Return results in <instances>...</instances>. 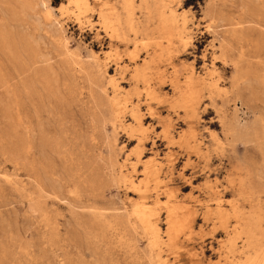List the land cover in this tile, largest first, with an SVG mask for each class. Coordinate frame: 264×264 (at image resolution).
I'll use <instances>...</instances> for the list:
<instances>
[{"label": "rangeland", "instance_id": "rangeland-1", "mask_svg": "<svg viewBox=\"0 0 264 264\" xmlns=\"http://www.w3.org/2000/svg\"><path fill=\"white\" fill-rule=\"evenodd\" d=\"M126 1L88 0L90 5V9H88V11L85 7V9H83V7L81 9L77 8L73 3V0H0V264H95L97 262L95 252L93 251L95 249L97 252H99V254L100 252H102L101 254L105 256L104 252L107 250L106 248H110V245L106 247L104 246L105 244L102 243V235H98V239V237L96 236L97 233H90L91 231L86 227L88 223L87 220L89 221L90 219L86 213L88 209L83 208L81 203L76 201L74 202V199L72 200L73 196L70 194V191L72 192L79 190L81 194L80 198L82 199V201H85V204H89L90 202L88 201L92 199L88 194L89 185H91V183L94 181L103 182L104 180L103 183L106 191L104 189V199L100 198L102 199L100 200V202L106 203V207H108V204H110L111 202V205H114V203L116 202L118 204L117 205L115 203L117 207L124 204L120 206V208L127 207L130 209L131 204L133 202H137L140 195L138 191L132 188L131 182L133 181L135 183H139V181L144 178V169H142L144 168L143 165H141L142 167L139 166L136 172L130 165L131 162H136L138 153H143V162L149 161V159L150 161L155 160L160 162L162 166L159 181L160 184L157 188L158 190L152 189L148 195L149 197H147L148 199L146 200L151 208L155 211V213H158L157 216L159 220L158 222L160 225V236L162 238V241L168 242L166 231L168 230V224L167 219L165 218L167 216V211L166 207H164L166 204L162 203L168 202L169 199H171V201H176L174 202L175 205L177 204V206H181L180 208L178 207L179 211L177 210V212L179 213V217L181 215H185V217H181V220L188 218V220H185V222H189L190 226L189 227L188 224L185 223V226H183L182 230L179 232L181 234L179 235L178 233L180 244L177 245L176 248L173 247L172 249H170L167 246H163L162 264H194V261H196L195 264H226L227 260L225 258V254L227 250L226 246H229L228 240L230 238H235L234 235H232L233 232L231 230V226L236 222V220H234V216L232 215L235 202L237 206H239L241 210H243V213L246 214L252 212V210L256 211V209L258 208L257 211H259L258 213L261 215L262 220H264V189H256L255 192L250 194L251 197H241L237 192V187H239L240 180L249 172L252 174L253 170L258 172H254L252 174V177L255 176L253 177V179L255 180L253 181L254 187H256V183H258L257 185H259L260 180H263L264 182V171H262L264 170V88L260 86L259 88L254 87L253 89H250L251 86L249 82H247L248 78L245 77L244 73L241 77L242 73H240V70L237 69L236 63H238L239 61H244V63H247L248 61L256 63L259 60L264 62V59H261L264 58V52L260 53V59H254V57L250 55H248L249 57L247 55L245 57L244 54L243 59L245 60L241 59L243 55H241L239 51L244 48V46L242 45L244 43H240V45L238 41L240 40V42H242L241 38H235L236 35L234 36L235 31H241V27L237 25V21L235 20L236 8L234 6V1L224 0L223 2V0H217L215 2L214 0H130L133 4L129 0ZM127 7L129 10L127 9ZM145 7L148 11L145 10ZM105 10L106 13L104 14ZM171 12L177 14L178 19L176 21L172 20V18L170 17ZM99 15L101 18L99 17ZM230 15H232V17ZM109 16H111L110 19H108ZM162 19L166 20V22ZM232 19L234 20L232 21ZM132 20L134 21L131 22ZM163 21L165 22V24L163 23ZM128 22H130V25ZM161 23H163V25H161ZM169 24L171 25V28ZM113 25L115 28H117L115 29ZM158 25H161L160 28ZM164 25H166L167 28L166 26L164 27ZM105 28L107 32L105 31ZM232 28L235 29L233 30ZM165 30L166 32H164ZM111 31H115L116 33H112ZM133 32L137 34H134ZM120 34L121 36H118ZM222 37L224 39H221ZM157 39H160V41ZM225 40H228V42ZM156 42H158L159 44H156ZM23 43L24 46L22 47ZM225 44L228 46H231L233 44L232 47H234L237 52H227L226 49L224 50ZM64 45L67 47H65ZM237 48L240 50H238ZM36 50L37 52L39 50V52H35ZM109 50L111 51V54H109L108 56ZM222 50L225 51V53H222ZM131 51L134 52V55L133 52L130 53ZM25 52L28 53V55H26ZM234 52L238 57L239 55L241 56V58H239V61ZM15 53L17 56L14 55V57L13 54ZM221 53L224 55L222 56ZM37 54L41 57H38ZM73 54L76 56L74 57ZM22 56L24 58L26 57L25 60L27 59V61H30H25ZM113 56L115 57L113 58ZM134 56L136 58H134ZM37 57L38 60H36ZM247 57L249 58V60L246 59ZM133 58L134 61H131L133 60ZM224 59L227 61H225ZM253 59L255 61H253ZM40 61H44V63H38ZM34 62H37V64H39H36V68H32L35 65ZM29 63L31 64V67ZM233 63L235 65H233ZM27 65L29 66L28 69L30 71H28V69L26 68ZM244 65L245 64H243V66ZM45 66H47L48 68L46 69ZM44 68L45 71H43ZM35 69L38 73L35 71ZM236 69L239 72H237ZM175 71H177L178 73ZM29 72H32V74H30ZM39 72H41V74H39ZM36 73L38 74L39 78ZM58 73H62L60 75L66 74L65 78H63V76H60ZM68 73L70 74L68 75ZM49 74H51V77L47 76ZM157 74L163 79V82ZM162 74L164 77L162 76ZM216 74L218 75V77ZM67 75L68 78H66ZM58 76L60 77L58 78ZM116 76L118 78H116ZM136 76H138V78ZM177 76L179 77L177 78ZM45 77L47 79L44 80L43 78ZM48 77L50 78V80ZM73 77L75 78V81L73 80ZM156 77H158V79H156ZM80 78L82 80V83L80 81ZM39 79L40 83L37 81ZM87 79L90 81H88ZM239 79L243 80H241L242 83ZM34 80L37 81L35 83L36 87L34 86V84H32L35 82ZM41 80L44 82V84L43 82H41ZM188 80H191L192 83L189 84L190 81ZM231 80H233L234 82ZM49 81L51 82V84ZM52 82L56 83L52 84ZM29 83L32 86H30ZM60 83H63L62 87ZM68 83L70 84V86L68 85ZM65 84L67 85V87H65ZM98 84H103L104 86ZM26 85L28 87H25ZM43 85H45L46 88L43 87ZM79 85L81 86V88L79 87ZM148 85L152 88H148ZM211 85H215L216 89L213 88L214 86L211 87ZM180 86L182 88H180ZM236 86L240 87V91H238L239 88H237ZM76 87H79V89H77ZM47 88L52 91H50L49 89L47 91ZM144 89H146V93ZM187 89L190 91H188ZM191 89L194 91V94L192 93L193 91ZM99 90L100 93L98 92ZM214 90H216V92ZM45 91L47 92V94ZM95 91H97L100 95L98 93L96 94ZM31 92L35 93L37 97ZM93 92L96 95L95 97ZM189 92L193 95L191 96ZM37 93L40 95H38ZM211 93L213 94L212 96ZM41 94L44 95L42 96ZM73 94L76 98L73 96ZM186 94H189L192 99H190L191 97L189 95L188 98ZM141 95L144 96V99ZM13 96L16 97V100L15 98H13ZM17 96H19L20 98ZM40 96L42 97L40 98ZM52 96L56 98L54 99L52 98ZM60 96L63 99H61ZM97 96L98 99H96ZM111 96H113L114 98ZM210 97L211 99H213L211 100ZM50 98H52L53 100L51 101ZM59 98L61 99V101ZM19 99L23 101L20 102ZM24 99H27L26 103L24 102ZM67 99L69 102L67 101ZM80 99L83 100L81 101ZM54 100L58 102L56 103ZM191 100L194 101L190 102ZM71 101H74L76 103L74 104ZM51 102L54 104H51ZM91 102L93 105L91 104ZM17 103L20 104V106ZM58 104L61 111H57L59 109L57 108L59 107ZM65 105L69 109H67ZM84 105L86 108L84 107ZM104 105L109 108H104ZM10 106H13V108H10ZM118 106L122 108H119ZM148 106L150 107L149 109L152 108L150 111L147 108ZM196 106L198 111L196 109ZM24 107L27 109H24ZM30 107L32 110L30 109ZM40 108L44 111L45 114L43 113V111H41ZM16 109L18 112L15 111ZM100 109L101 112H99ZM70 110L71 112H73V116L72 113L69 112ZM61 112H63L64 114H62ZM53 113L57 115L55 116ZM69 113L71 116H68ZM115 113H117L118 115ZM43 116H45L46 118ZM59 116L62 117L60 118ZM34 118L38 123H32L35 121ZM43 118L46 120H44ZM54 118L55 120H58L55 121ZM50 119H52V121ZM223 119H226L228 122L226 120L223 121ZM63 120H65L66 122H63ZM224 122H227L228 124ZM57 123L63 124H60V126L59 124L57 125ZM163 123H165L166 126ZM24 124H29L28 126H26L28 130L25 128ZM102 126L103 128H101ZM84 128L86 130H84ZM115 128L118 131H116ZM31 129L34 132H31ZM55 129L56 131H54ZM64 129L67 130L66 133ZM164 129L167 130L164 131ZM227 130H229L230 132ZM59 131L61 133H59ZM147 131L149 132V135ZM57 132L60 134L59 137H62L63 141H66L63 143L64 147L66 146L65 148L63 147L64 152H62L60 155V157L62 158V162L66 160V166H64V163L58 164L60 162L55 158V151L54 153L52 152L54 149L52 148V144L50 143H52V141H56L59 138V134ZM44 133L47 134L46 138ZM178 133L181 136L178 135ZM61 134L63 136H61ZM183 134V138H186V140H188L187 135L190 136V142L186 140L184 141V139L182 138ZM257 134L258 136H256ZM67 135L69 141L67 139ZM25 136H28L26 138L27 141L23 139L25 138ZM31 136L33 138H31ZM52 136L55 137L53 138ZM193 137L195 138V140H192L194 139ZM211 137L214 138L212 139ZM49 139H51V141ZM177 139L178 143L181 146L176 142ZM33 141L34 143H32ZM29 143L32 144L29 146H25V144L28 145ZM69 145L70 147L68 148L67 146ZM93 146L96 150H93ZM189 146L191 147L190 150L187 149ZM27 147L29 149H27ZM47 149H49V151ZM111 151L112 154L110 153ZM30 152L31 154H29ZM49 152L54 155L52 156ZM46 161H48V163ZM113 161L115 164L113 163ZM56 163L57 167L55 166ZM252 163L255 165L253 166L254 168L252 167ZM112 164L115 166L113 167ZM68 167H70L71 169H69ZM109 167L111 168V170ZM249 168L252 172L248 170ZM169 169H173V171L170 172ZM66 170L67 172H65ZM48 171H50L51 173ZM68 171L73 178L69 175ZM59 172H61L62 174H60ZM52 173L54 174L52 175ZM109 173H111L112 175ZM256 175L258 176L256 177ZM41 176L43 177L41 178ZM100 176L103 177V180ZM108 177L111 180L110 182ZM60 178H62V180ZM58 180H60L64 185L69 182L67 186L65 185L67 187L65 191L63 190L62 192H60L57 189H54L52 182ZM41 182L42 184H44L45 182V184L42 186L40 184ZM49 183H51V187L49 186ZM106 183L109 187L106 186ZM75 186H77V188ZM42 187L44 188L45 192L42 191ZM82 189H84L85 191ZM257 192H259V194ZM45 193L47 196L44 195ZM165 194L167 195V197H165ZM129 198H131V200ZM227 200L231 201V203H229V201ZM38 203H40L39 206ZM219 203H222L225 211L230 213L228 215L230 218L228 217L227 220H225V222L227 221L226 223H223L222 221L220 222L221 219L216 212V207ZM43 207L45 209H43ZM208 209L211 211L210 215L206 214ZM214 214L215 217H213ZM187 215L189 217H187ZM81 220H84L86 223ZM205 221L206 223H209L206 224ZM221 224L223 228H221ZM261 227L263 235H261V237H264L263 221ZM78 228L80 230H78ZM76 230L81 232L79 233ZM139 233V236L136 235L140 247L139 249L142 253H144L146 249V254L144 253V258H142L141 264H148V262L149 264H151L149 256H152L153 258H155V260H157L155 257L157 256V250H154L151 247V236L149 234H145L141 230H139ZM228 234L230 235L228 236ZM87 236L89 237L88 239ZM184 236L187 238H185ZM240 238H238L237 243L239 247H242L244 241L246 240V236H242ZM107 240H110V236L107 238ZM79 242L81 243V245ZM113 242V246H115V240H113ZM225 242L227 245H225ZM88 243H90V247L87 246ZM94 244L97 245H95L94 247ZM224 246L225 248H223ZM220 248H223L222 251L220 250ZM228 251L229 250H227V252ZM115 252H117V250ZM92 254L94 255L92 256ZM117 254L118 253H116V255ZM194 254L196 257L194 256ZM116 255L113 256L114 262H117ZM243 257L240 261H238V259L236 264H240V262H243L245 260L243 259ZM166 260L169 263L166 262ZM230 264H235V262Z\"/></svg>", "mask_w": 264, "mask_h": 264}, {"label": "bare ground", "instance_id": "bare-ground-1", "mask_svg": "<svg viewBox=\"0 0 264 264\" xmlns=\"http://www.w3.org/2000/svg\"><path fill=\"white\" fill-rule=\"evenodd\" d=\"M98 1V0H97ZM126 1V0H125ZM130 1V0H129ZM215 2L217 1V0H214ZM234 1V6H235V8H236V13H235V15H236V17H235V20L237 21V25L239 26V27H241L240 29H241V31L239 30V28H238V30L239 31H235V33H234V36L236 35V37L235 38H241V41L242 42H240V40L238 41V39H237V41L239 42V44L240 43H244V44H242L243 46H244V48H242L241 49V51H239L240 53H241V55H245V57H246V55L248 56V55H250V56H253L254 57V59H260L261 57H260V53H262V52H264V0H233ZM232 1V2H233ZM127 2V1H126ZM131 2V1H130ZM168 2V1H167ZM223 2H224V0H223ZM73 3L76 5V7L77 8H79V9H81L82 7H83V9H90L89 7H90V5H89V2H88V0H73ZM103 3V2H102ZM132 3V2H131ZM130 3V4H131ZM148 3V2H147ZM226 3V2H225ZM133 4V3H132ZM141 4V3H140ZM107 5V4H106ZM105 5V6H106ZM124 5V4H123ZM126 5H128V4H126ZM125 5V6H126ZM146 5V4H145ZM165 5H167V4H165ZM225 5V4H224ZM104 6V7H105ZM85 7V8H84ZM94 7V6H93ZM99 7V6H98ZM152 7H153V5H152ZM170 7V6H169ZM101 8V7H100ZM143 8V7H142ZM146 8V7H145ZM171 8V7H170ZM127 9H128V7H127ZM126 9V10H127ZM135 9V8H134ZM152 9V8H151ZM94 10V9H93ZM92 10V11H93ZM129 10V9H128ZM145 10H147V8L145 9ZM162 10V9H161ZM220 10H222V9H220ZM89 11V10H88ZM148 11V10H147ZM147 11H145V12H147ZM170 11V10H169ZM168 11V12H169ZM101 12V11H100ZM102 12H104V11H102ZM112 12H113V10H112ZM161 12H163V11H161ZM161 12H159V13H161ZM226 12V11H225ZM80 13V12H79ZM106 13V10H105V12H104V14ZM128 13V12H127ZM144 14V13H143ZM224 14V13H223ZM229 14V13H228ZM102 15H103V13H102ZM129 15V14H128ZM127 15V16H128ZM145 15V14H144ZM151 15H153V14H151ZM155 15V14H154ZM161 15V14H160ZM212 15V14H211ZM113 16H114V14H113ZM132 16V15H131ZM149 16V15H148ZM185 16V15H184ZM231 17H232V15H230ZM99 17H100V15H99ZM116 17V16H115ZM145 17V16H144ZM162 17V16H161ZM160 17V18H161ZM164 17V16H163ZM170 17L172 18V20H174V21H176L177 19H178V16H177V14L176 13H172L171 12V14H170ZM186 17V16H185ZM218 17V16H217ZM101 18V17H100ZM104 18H106V17H104ZM111 18V16H109V18L108 19H110ZM146 18V17H145ZM155 18V17H154ZM167 18V17H166ZM103 19V18H102ZM101 19V20H102ZM114 19V18H113ZM113 19H112V21H113ZM148 19V18H147ZM186 19V18H185ZM116 20V19H115ZM128 20V19H127ZM136 20V19H135ZM162 20H164V19H162ZM221 20V19H220ZM225 20V19H224ZM234 19H232V21H233ZM105 21V20H104ZM107 21V20H106ZM121 21V20H120ZM129 21V20H128ZM134 20H132L131 22H133ZM153 21V20H152ZM165 22H166V20H164ZM163 21V23L165 24V22ZM236 21H234V22H236ZM142 22V21H141ZM155 22V21H154ZM169 22V21H168ZM171 22V21H170ZM102 23V22H101ZM109 23H110V20H109ZM129 23V25H130V22H128ZM153 23V22H152ZM163 23H161V25H163ZM220 23V22H219ZM222 23V22H221ZM132 24V23H131ZM150 24V23H149ZM103 25H105V24H103ZM107 25H108V22H107ZM160 25V26H161ZM170 25V24H169ZM235 25V24H234ZM137 26V25H136ZM145 26V25H144ZM143 26V27H144ZM154 26H155V23H154ZM159 26V25H158ZM160 26H159V28H160ZM166 25H164V27H165ZM179 26V25H178ZM233 26V25H232ZM113 27H114V25H113ZM153 27V26H152ZM234 27V26H233ZM109 28H111V27H109ZM115 28V27H114ZM117 28V27H116ZM115 28V29H116ZM120 28V27H119ZM129 28V27H128ZM132 28V27H131ZM154 28H156V27H154ZM158 28V27H157ZM163 28V27H162ZM161 28V29H162ZM166 28H167V26H166ZM165 28V29H166ZM170 28H171V25H170ZM222 28V27H221ZM226 28V27H225ZM237 28V27H236ZM140 29H141V27H140ZM227 29H228V26H227ZM230 29H231V27H230ZM229 29V30H230ZM233 29V28H232ZM235 29V28H234ZM233 29V30H234ZM119 30V29H118ZM134 30V29H133ZM152 30V29H151ZM156 30V29H155ZM172 30V29H171ZM175 30V29H174ZM105 31H106V28H105ZM109 31V30H108ZM135 31V30H134ZM139 31V30H138ZM143 31V30H142ZM141 31V32H142ZM161 31H163V30H161ZM160 31V32H161ZM227 31V30H226ZM107 32V31H106ZM112 32V31H111ZM115 32V31H114ZM114 32H112V33H114ZM155 32V31H154ZM164 32H166V30L164 31ZM174 32V31H173ZM111 33V34H112ZM116 33V32H115ZM128 33H129V31H128ZM131 33V32H130ZM134 33V32H133ZM171 33V32H170ZM226 33V32H225ZM119 34V33H118ZM134 34H137V33H134ZM139 34V33H138ZM153 34V33H152ZM162 34H163V32H162ZM165 34V33H164ZM167 34V33H166ZM229 34V33H228ZM231 34V33H230ZM109 35V34H108ZM113 35V34H112ZM168 35V34H167ZM118 36H121V34L120 35H118ZM136 36V35H135ZM142 36V35H141ZM150 36V35H149ZM156 36H157V34H156ZM164 36V35H163ZM175 36V35H174ZM115 37V36H114ZM165 37H166V35H165ZM177 37V36H176ZM225 37H226V35H225ZM228 37V36H227ZM232 37V36H231ZM111 38H112V36H111ZM120 38H122V37H120ZM149 38V37H148ZM152 38V37H151ZM167 38H169V37H167ZM172 38V37H171ZM229 38V37H228ZM233 38V37H232ZM141 39V38H140ZM142 39H143V37H142ZM145 39V38H144ZM154 39V38H153ZM221 39H224L223 37L221 38ZM227 39V38H226ZM32 40V39H31ZM116 40V39H115ZM133 40V39H132ZM157 40H159L160 41V39H157ZM164 40V39H163ZM167 40V39H166ZM230 40H232V39H230ZM137 41V40H136ZM142 41V40H141ZM140 41V42H141ZM147 41V40H146ZM225 41H227L228 42V40H225ZM138 42V41H137ZM148 42V41H147ZM179 42V41H178ZM185 42V41H184ZM232 42V41H231ZM230 42V43H231ZM116 43V42H115ZM123 43V42H122ZM121 43V44H122ZM223 43H225V42H223ZM223 43H220V44H223ZM30 44V43H29ZM28 44V45H29ZM33 44V43H32ZM113 44V43H112ZM156 44H159L158 42H156ZM163 44V43H162ZM167 44V43H166ZM179 44V43H178ZM185 44V43H184ZM191 44V43H190ZM238 44V43H237ZM236 44V45H237ZM12 45V44H11ZM143 45H145V44H143ZM143 45H142V47H143ZM149 45V44H148ZM161 45V44H160ZM235 45V44H234ZM241 45V44H240ZM24 46V43H23V45H22V47ZM30 46V45H29ZM65 46V45H64ZM158 46V45H157ZM156 46V47H157ZM169 46V45H168ZM171 46V45H170ZM177 46V45H176ZM187 46V45H186ZM221 46V45H220ZM224 46V45H223ZM233 46V44L231 45V46H228V45H226L225 44V46H224V50L226 49V51L227 52H229V51H235V52H237V50L236 49H234V47H232ZM14 47V46H13ZM35 47V46H34ZM65 47H67V46H65ZM118 47V46H117ZM132 47V46H131ZM134 47V46H133ZM139 47V46H138ZM146 47H147V45H146ZM146 47H145V49H146ZM161 47V46H160ZM159 47V48H160ZM181 47V46H180ZM188 47V46H187ZM25 48V47H24ZM23 48V49H24ZM137 48V47H136ZM135 48V49H136ZM158 48V47H157ZM190 48V47H189ZM188 48V49H189ZM239 48H241V47H239ZM34 49V48H33ZM37 49V48H36ZM143 49V48H142ZM238 49V48H237ZM18 50V49H17ZM25 50V49H24ZM64 50V49H63ZM157 50V49H156ZM187 50V49H186ZM220 50H221V48H220ZM238 50H240V49H238ZM244 50V51H243ZM20 51V50H19ZM117 51V50H116ZM137 51V50H136ZM150 51V50H149ZM23 52V51H22ZM29 52V51H28ZM35 52H37V50L35 51ZM38 52H39V50H38ZM37 52V53H38ZM64 52V51H63ZM133 51H131L130 53H132ZM138 52V51H137ZM140 52V51H139ZM146 52V51H145ZM221 52V51H220ZM225 53V51H223L222 50V53ZM234 52V54H236ZM26 53V52H25ZM24 53V54H25ZM68 53V52H67ZM136 53V52H135ZM149 53V52H148ZM147 53V54H148ZM221 53V54H222ZM239 53V54H240ZM35 54V53H34ZM39 54H41V53H39ZM109 54H111V51L109 50V52H108V56H109ZM137 54V53H136ZM140 54H142V53H140ZM161 54V53H160ZM231 54V53H230ZM253 54V55H252ZM14 55H16V53L15 54H13V56ZM26 55H28V53H26ZM32 55H33V52H32ZM64 55V54H63ZM130 55V54H129ZM132 55V54H131ZM133 55H134V52H133ZM132 55V56H133ZM224 54H222V56H223ZM233 55V54H232ZM244 55H243V57L241 58V56L239 55V57L237 56V54H236V56H237V58H238V61H239V58H241V59H243L244 58ZM17 56V55H16ZM37 56H38V54H37ZM67 56V55H66ZM73 56L75 57L76 55H74L73 54ZM107 56V57H108ZM112 56V55H111ZM116 56V55H115ZM115 56H113V58L115 57ZM136 56V55H135ZM134 56V58H136ZM142 56V55H141ZM140 56V57H141ZM161 56V55H160ZM235 56V57H236ZM15 57V56H14ZM36 57V56H35ZM38 57H41V56H38ZM38 57L36 58V60H38ZM70 57V56H69ZM68 57V58H69ZM78 57V56H77ZM120 57V56H119ZM137 57H138V55H137ZM147 57H149V56H147ZM225 57V56H224ZM228 57V56H227ZM231 57H233V56H231ZM249 57V56H248ZM246 58V59H248L249 60V58ZM22 58L25 60V58L22 56ZM28 58H30V57H28ZM79 58V57H78ZM110 58V57H109ZM131 58V57H130ZM134 58H133V60H131V61H134ZM144 58H146V57H144ZM236 58V59H237ZM51 59V58H50ZM66 59H67V57H66ZM70 59V58H69ZM68 59V60H69ZM140 59V58H139ZM222 59V58H221ZM220 59V60H221ZM227 59V58H226ZM232 59V58H231ZM250 59H251V57H250ZM253 59V61H255ZM261 59H264V58H261ZM24 60H23V62H24ZM34 60V59H33ZM74 60H75V58H74ZM80 60V59H79ZM111 60H113V59H111ZM225 60V59H224ZM243 60H245V59H243ZM25 61H27V59L25 60ZM28 61H30V60H28ZM27 61V62H28ZM32 61V60H31ZM35 61V60H34ZM41 61H42V58H41ZM38 62V63H44V61L43 62ZM53 61V60H52ZM51 61V62H52ZM67 61V60H66ZM120 61V60H119ZM123 61V60H122ZM130 61V62H131ZM142 61V60H141ZM225 61H227V60H225ZM251 61H252V59H251ZM47 62V61H46ZM72 62H74V61H72ZM80 62V61H79ZM107 62V61H106ZM147 62V61H146ZM242 62H243V64H245L244 66H243V64H242ZM242 62H238V63H236V66H237V69H239L240 70V73H242L241 74V77L243 76V73H244V75H245V77L246 78H248L247 80V82H249V84H250V89L252 88H254V87H257V88H259L260 86H262L263 88H264V62H262V61H258V62H256V63H254V62H250V61H248L247 63L245 62L244 63V61H242ZM21 63H22V60H21ZM32 63V62H31ZM35 63V65L37 64V62H34ZM71 63V62H70ZM213 63V62H212ZM229 63V62H228ZM25 64V63H24ZM28 64V63H27ZM80 64V63H79ZM118 64V63H117ZM134 64V63H133ZM29 65H30V67H31V64L29 63ZM33 65V64H32ZM34 65V66H35ZM37 65H39V64H37ZM37 65L34 67H32V68H36L37 67ZM77 65V64H76ZM128 65V64H127ZM139 65V64H138ZM233 65H235L234 63H233ZM41 66V65H40ZM39 66V67H40ZM116 66V65H115ZM137 66V65H136ZM152 66V65H151ZM235 66V67H236ZM26 67V66H25ZM52 67H53V65H52ZM64 67V66H63ZM71 67H72V65H71ZM76 67V66H75ZM106 67V66H105ZM128 67V66H127ZM162 67V66H161ZM235 67H233V68H235ZM27 69L29 68V66L27 65V67H26ZM43 68V67H42ZM41 68V69H42ZM45 68L47 69L48 67L47 66H45ZM45 68H44V70L43 71H45ZM91 68V67H90ZM107 68V67H106ZM138 68V67H137ZM25 69V68H24ZM39 69V68H38ZM37 69V70H38ZM50 69V68H49ZM55 69V68H54ZM153 69V68H152ZM237 69H236V71H237ZM23 70V69H22ZM33 70V69H32ZM64 70V69H63ZM69 70H70V67H69ZM124 70V69H123ZM155 70V69H154ZM174 70V69H173ZM176 70V69H175ZM192 70V69H191ZM28 71H30L29 69H28ZM35 71H36V69H35ZM39 71V70H38ZM43 71H42V73H43ZM49 71V70H48ZM51 71V70H50ZM55 71H56V69H55ZM92 71V70H91ZM93 71H94V69H93ZM98 71V70H97ZM109 71V70H108ZM24 72V71H23ZM26 72V71H25ZM37 72V71H36ZM57 72V71H56ZM69 72V71H68ZM71 72H73V71H71ZM87 72V71H86ZM100 72V71H99ZM99 72H98V74H99ZM118 72V71H117ZM123 72V71H122ZM125 72V71H124ZM129 72H131V71H129ZM163 72V71H162ZM168 72V71H167ZM166 72V73H167ZM175 72H177V71H175ZM189 72V71H188ZM210 72V71H209ZM215 72V71H214ZM237 72H239V71H237ZM237 72H236V74H237ZM30 73V72H29ZM33 73H34V71H33ZM38 73V72H37ZM36 73V74H37ZM47 73V72H46ZM116 73V72H115ZM152 73V72H151ZM178 73V72H177ZM235 73V72H234ZM239 73V74H240ZM30 74H32V72L30 73ZM29 74V75H30ZM39 74H41V72H39ZM51 74H54V73H51ZM51 74H49V75H47V76H50ZM59 75L60 74H62V73H58ZM70 73H68V75H69ZM117 74V73H116ZM132 74V73H131ZM147 74V73H146ZM149 74V73H148ZM164 74V73H163ZM163 74H162V76H163ZM28 75V76H29ZM57 75V74H56ZM66 75V74H65ZM65 75H60V76H63V78H65ZM68 75L66 76V78H68ZM72 75V74H71ZM70 75V76H71ZM73 75H74V73H73ZM72 75V76H73ZM158 75V74H157ZM161 75V74H160ZM217 75V74H216ZM31 76V75H30ZM33 76V75H32ZM37 76H38V74H37ZM60 76H58V78L60 77ZM90 76H92V75H90ZM104 76V75H103ZM106 76V75H105ZM121 76V75H120ZM119 76V77H120ZM126 76V75H125ZM129 76V75H128ZM143 76H144V74H143ZM142 76V77H143ZM150 76V75H149ZM169 76V75H168ZM44 77V76H43ZM51 77V76H50ZM76 77H78V76H76ZM80 77H82V76H80ZM95 77V76H94ZM102 77V76H101ZM137 78H138V76H136ZM158 77H159V75H158ZM158 77H156V79H158ZM164 77V76H163ZM179 76H177V78H178ZM190 77V76H189ZM217 77H218V75H217ZM216 77V78H217ZM219 77H221V76H219ZM29 78V77H28ZM32 78V77H31ZM38 78H39V76H38ZM41 78H42V75H41ZM40 78V79H41ZM49 78V77H48ZM52 78H55V77H52ZM74 78V77H73ZM90 78V77H89ZM109 78V77H108ZM116 78H118L117 76H116ZM136 78V79H137ZM147 78V77H146ZM159 78H161V77H159ZM184 78V77H183ZM237 78V77H236ZM240 78V77H239ZM245 78V79H246ZM34 79V78H33ZM40 79L39 80H37L38 82L40 81ZM44 80L45 79H47L46 77L45 78H43ZM71 79H72V77H71ZM78 79V78H77ZM91 79V78H90ZM92 79H93V77H92ZM97 79V78H96ZM104 79V78H103ZM102 79V80H103ZM107 79V78H106ZM124 79V78H123ZM133 79V78H132ZM144 79V78H143ZM166 79V78H165ZM220 79V78H219ZM49 80H50V78H49ZM58 80V79H57ZM61 80H63V79H61ZM60 80V81H61ZM74 81H75V78L73 79ZM88 80V79H87ZM95 80V79H94ZM163 79L161 78V81H162ZM175 80V79H174ZM179 80V79H178ZM184 80V79H183ZM222 80V79H221ZM236 80V79H235ZM240 80V79H239ZM242 80V79H241ZM240 80V81H241ZM35 82L34 83H32V84H34V86L36 87V80H34ZM48 81V80H47ZM52 81V80H51ZM59 81V82H60ZM80 81H81V83H82V80H81V78H80ZM88 81H90V80H88ZM93 81V80H92ZM105 81V80H104ZM107 81H110V80H107ZM106 81V82H107ZM135 81H137V80H135ZM142 81V80H141ZM177 81V80H176ZM188 81H190L189 82V84L190 83H192V81L191 80H188ZM231 81H233V80H231ZM238 81V80H237ZM243 81V80H242ZM242 81H241V83H242ZM29 82H31V81H29ZM41 82H43L42 80H41ZM50 82V81H49ZM67 82H68V80H67ZM73 82V81H72ZM96 82H97V80H96ZM99 82V81H98ZM102 82V81H101ZM139 82V81H138ZM144 82V81H143ZM163 82V81H162ZM182 82H185V81H182ZM222 82V81H221ZM234 82V81H233ZM246 82V81H245ZM40 83V82H39ZM54 83H56V82H54ZM53 82H52V84H54ZM64 83V82H63ZM62 83V84H63ZM69 83H71V82H69ZM68 83V85L70 86V84ZM80 83V82H79ZM94 83V82H93ZM140 83H142V82H140ZM160 83V82H159ZM159 83H157V84H159ZM218 83V82H217ZM236 83V82H235ZM244 83V82H243ZM26 84V83H25ZM24 84V85H25ZM30 84V83H29ZM43 84H44V82H43ZM45 84H47V83H45ZM49 84V83H48ZM50 84H51V82H50ZM61 84V83H60ZM62 84H61V87H62ZM67 84V83H66ZM65 84V85H66ZM73 84V83H72ZM77 84V83H76ZM86 84V83H85ZM97 84V83H96ZM104 84V83H103ZM103 84H98V85H103ZM121 84V83H120ZM163 84V83H162ZM177 84H178V82H177ZM185 84V83H184ZM246 84V83H245ZM27 85H28V83H27ZM25 86V87H28V86ZM38 85V84H37ZM56 85V84H55ZM82 85V84H81ZM147 85V84H146ZM153 85V84H152ZM165 85V84H164ZM192 85V84H191ZM236 85H237V83H236ZM30 86H32L31 84H30ZM48 86H50V85H48ZM76 86V85H75ZM84 86V85H83ZM82 86V87H83ZM104 86V85H103ZM107 86H109V85H107ZM137 86V85H136ZM149 86V85H148ZM167 86V85H166ZM170 86V85H169ZM186 86V85H185ZM189 86V85H188ZM212 86H214L213 88H215V85H211V87ZM217 86V85H216ZM233 86H234V84H233ZM238 86V85H237ZM236 86V87H237ZM40 87V86H39ZM38 87V88H39ZM43 87H45V85H43ZM42 87V88H43ZM55 87H58V86H55ZM60 87V86H59ZM60 87V88H61ZM64 87V86H63ZM65 87H67V85L65 86ZM79 87L81 88V86L79 85ZM79 87H76L77 89H79ZM123 87H125V86H123ZM138 87V86H137ZM187 87V86H186ZM210 87V88H211ZM41 88V87H40ZM46 88V87H45ZM44 88V89H45ZM50 88V87H49ZM49 88H47V91H48V89ZM74 88V87H73ZM85 88V87H84ZM89 88H90V86H89ZM104 88V87H103ZM139 88H140V86H139ZM146 88V87H145ZM148 88H152V87H148ZM172 88V87H171ZM177 88V87H176ZM180 88H182L181 86H180ZM218 88V87H217ZM234 88V87H233ZM237 88H239V90L238 91H240V87H237ZM51 89V88H50ZM49 89V90H50ZM70 89V88H69ZM68 89V90H69ZM83 89V88H82ZM97 89V88H96ZM102 89V88H101ZM135 89V88H134ZM188 89H189V87H188ZM187 89V90H188ZM216 89V88H215ZM225 89V88H224ZM261 89V88H260ZM38 90V89H37ZM42 90V89H41ZM46 90V89H45ZM54 90V89H53ZM73 90V89H72ZM71 90V91H72ZM85 90V89H84ZM105 90V89H104ZM116 90V89H115ZM118 90V89H117ZM143 90V89H142ZM145 90V93H146V89H144ZM148 90V89H147ZM157 90V89H156ZM160 90V89H159ZM164 90V89H163ZM192 90V89H191ZM210 90V89H209ZM226 90V89H225ZM235 90V89H234ZM25 91V90H24ZM31 91H33V90H31ZM35 91H36V89H35ZM35 91H33V92H35ZM39 91V90H38ZM50 91H52V90H50ZM55 91H56V89H55ZM58 91V90H57ZM80 91V90H79ZM93 91V90H92ZM174 91V90H173ZM185 91H186V89H185ZM188 91H190V90H188ZM193 91V90H192ZM215 92H216V90H214ZM213 91V92H214ZM218 91V90H217ZM227 91V90H226ZM225 91V92H226ZM232 91V90H231ZM12 92V91H11ZM26 92V91H25ZM30 92V91H29ZM33 92H31V93H33ZM40 92V91H39ZM46 92V91H45ZM75 92V91H74ZM81 92V91H80ZM79 92V93H80ZM99 93H100V90L98 91ZM97 91H95V93L97 94L98 93ZM119 92H121V91H119ZM118 92V93H119ZM128 92V91H127ZM143 92V91H142ZM154 92V91H153ZM210 92V91H209ZM219 92V91H218ZM235 92V91H234ZM247 92V91H246ZM262 92V91H261ZM14 93V92H13ZM49 93V92H48ZM66 93V92H65ZM68 93V92H67ZM70 93V92H69ZM98 93V94H99ZM109 93V92H108ZM107 93V94H108ZM113 93V92H112ZM114 93H115V91H114ZM121 93H123V92H121ZM144 93V92H143ZM179 93V92H178ZM193 94H194V91L192 92ZM197 93H198V90H197ZM237 93V92H236ZM18 94V93H17ZM26 94V93H25ZM33 94H35V93H33ZM38 94V93H37ZM46 94H47V92H46ZM51 94H53V93H51ZM50 94V95H51ZM60 94V93H59ZM58 94V95H59ZM78 94V93H77ZM77 94H76V96H77ZM93 94H94V92H93ZM136 94V93H135ZM189 94L192 96L193 94H191L190 92H189ZM188 94V95H189ZM205 94V93H204ZM218 94V93H217ZM38 95H40V94H38ZM42 95V94H41ZM44 95V94H43ZM42 95V96H43ZM49 95V94H48ZM81 95V94H80ZM100 95V94H99ZM151 95V94H150ZM187 94H186V96L189 98V96H188ZM213 94L211 93V96H212ZM220 95V94H219ZM31 96H33V95H31ZM35 96H36V94H35ZM42 96H40V98L42 97ZM54 96V95H53ZM52 96V98H56V97H53ZM65 96V95H64ZM73 96H74V94H73ZM79 96V95H78ZM96 95L94 94V97H95ZM137 96V95H136ZM142 96V95H141ZM190 96V97H191ZM218 96V95H217ZM221 96H222V94H221ZM228 96V95H227ZM17 97H19V96H17ZM37 97V96H36ZM75 97V96H74ZM84 97V96H83ZM110 97V96H109ZM111 97H113V96H111ZM121 97V96H120ZM144 96H142V98H143ZM145 97H146V95H145ZM13 98H15V100H16V97L15 96H13ZM20 98V97H19ZM23 98H25V97H23ZM33 98V97H32ZM45 98V97H44ZM52 98H50V100L52 101L53 99ZM58 98V97H57ZM60 98H61V96H60ZM59 98V99H60ZM70 98V97H69ZM76 98V97H75ZM80 98V97H79ZM100 98H102V97H100ZM105 98V97H104ZM114 98V97H113ZM119 98V97H118ZM134 98V97H133ZM142 98H141V100H142ZM149 98V97H148ZM219 98H221V97H219ZM226 98V97H225ZM18 99V98H17ZM61 99H63V98H61ZM61 99H60V101H61ZM88 99V98H87ZM96 99H98V96H97V98ZM137 99V98H136ZM144 99V98H143ZM154 99H155V97H154ZM190 99H192V97L190 98ZM210 99H211V97H210ZM213 99V98H212ZM211 99V100H212ZM229 99V98H228ZM20 100V99H19ZM25 100V99H24ZM27 100V99H26ZM26 100L24 101L25 103H26ZM38 100V99H37ZM49 100V101H50ZM56 100H58V99H56ZM56 100H54L55 102H56ZM77 100V99H76ZM81 100V99H80ZM83 100V99H82ZM81 100V101H82ZM85 100H86V98H85ZM89 100V99H88ZM87 100V101H88ZM102 100V99H101ZM100 100V101H101ZM107 100V99H106ZM105 100V101H106ZM109 100V99H108ZM111 100H112V98H111ZM210 100V101H211ZM225 100V99H224ZM254 100H256V99H254ZM21 101H23V100H20V102ZM29 101H31V100H29ZM67 101H68V99H67ZM74 101H75V99H74ZM74 101H71L72 103H76V102H74ZM117 101V100H116ZM138 101V100H137ZM144 101V100H143ZM153 101V100H152ZM181 101V100H180ZM192 101H194V100H191L190 102H192ZM11 102V101H10ZM12 102H13V100H12ZM11 102V103H12ZM45 102V101H44ZM58 102V101H57ZM56 102V103H57ZM69 102V101H68ZM78 102V101H77ZM85 102V101H84ZM108 102V101H107ZM119 102V101H118ZM130 102V101H129ZM204 102V101H203ZM260 102H261V100H260ZM16 103V102H15ZM19 103V102H18ZM17 103V104H18ZM25 103H24V105H25ZM29 103V102H28ZM28 103H27V105H28ZM46 103V102H45ZM61 103V102H60ZM80 103V102H79ZM86 103V102H85ZM84 103V104H85ZM88 103V102H87ZM101 103V102H100ZM103 103V102H102ZM123 103H125V102H123ZM139 103V102H138ZM150 103V102H149ZM212 103V102H211ZM23 104V103H22ZM30 104V103H29ZM38 104V103H37ZM36 104V105H37ZM51 104H54V103H52L51 102ZM91 104H92V102H91ZM113 104V103H112ZM142 104V103H141ZM180 104V103H179ZM188 104V103H187ZM195 104V103H194ZM14 105V104H13ZM19 106H20V104H18ZM18 105H17V107H18ZM47 105V104H46ZM77 105H79V104H77ZM86 105V104H85ZM85 105H84V107H85ZM89 105V104H88ZM93 105V104H92ZM145 105H147V104H145ZM148 105H150V104H148ZM16 106V105H15ZM22 106V105H21ZM31 106V105H30ZM58 106H59V104H58ZM90 106V105H89ZM96 106V105H95ZM129 106V105H128ZM186 106V105H185ZM191 106V105H190ZM193 106H195V105H193ZM41 107V106H40ZM46 107H49V106H46ZM53 107V106H52ZM55 107V106H54ZM65 107H66V105H65ZM83 107V108H84ZM93 107V106H92ZM104 108L106 107V105H104L103 106ZM119 107V106H118ZM141 107V106H140ZM143 107V106H142ZM180 107V106H179ZM201 107V106H200ZM10 108H13V106L11 107L10 106ZM20 108V107H19ZM57 108H59L57 111H59L60 110V106L59 107H57ZM57 108H55V109H57ZM62 108H63V104H62ZM67 108V107H66ZM82 108V109H83ZM86 108V107H85ZM84 108V109H85ZM89 108H91V107H89ZM106 108H109V107H106ZM115 108V107H114ZM119 108H122V107H119ZM148 109L150 108L149 106L147 107ZM189 108V107H188ZM192 108V107H191ZM15 109V108H14ZM24 109H27V108H25L24 107ZM30 109H31V107H30ZM41 109V108H40ZM48 109H50V108H48ZM47 109V110H48ZM65 109V108H64ZM63 109V110H64ZM67 109H69V108H67ZM94 109V108H93ZM103 109V108H102ZM152 109V108H151ZM151 109H149V111L151 110ZM196 109H197V106H196ZM20 110V109H19ZM32 110V109H31ZM62 110V111H63ZM15 111H17V109L15 110ZM28 111V110H27ZM39 111V110H38ZM41 111H43L42 109H41ZM61 111V110H60ZM65 111V110H64ZM187 111V110H186ZM197 111H198V109H197ZM13 112V111H12ZM18 112V111H17ZM69 112H71V110L69 111ZM99 112H101V109H100V111ZM152 112H153V110H152ZM188 112V111H187ZM192 112H193V110H192ZM34 113V112H33ZM43 113H44V111H43ZM47 113V112H46ZM55 113H56V111H55ZM62 114H64L63 112H61ZM66 113V112H65ZM72 113V116H73V112H71ZM81 113V112H80ZM129 113V112H128ZM150 113V112H149ZM189 113V112H188ZM12 114V113H11ZM41 114V113H40ZM40 114H39V116H40ZM45 114V113H44ZM44 114H42V115H44ZM51 114H52V112H51ZM54 114V113H53ZM60 114V113H59ZM110 114H112V113H110ZM115 114H117V113H115ZM126 114V113H125ZM154 114V113H153ZM193 114V113H192ZM29 115V114H28ZM55 115V114H54ZM53 115V116H54ZM57 115V114H56ZM55 115V116H56ZM118 115V114H117ZM134 115V114H133ZM152 115V114H151ZM197 115V114H196ZM67 116V115H66ZM66 116H65V118H66ZM68 116H71L70 115V113H69V115ZM74 116H78V115H74ZM93 116V115H92ZM100 116H101V114H100ZM109 116V115H108ZM113 116V115H112ZM143 116V115H142ZM153 116V115H152ZM14 117H15V115H14ZM21 117V116H20ZM25 117V116H24ZM35 117V116H34ZM43 117H45V116H43ZM49 117V116H48ZM52 117V116H51ZM60 117V116H59ZM62 117V116H61ZM60 117V118H61ZM196 117V116H195ZM194 117V118H195ZM225 117V116H224ZM40 118V117H39ZM46 118V117H45ZM57 118V117H56ZM70 118V117H69ZM135 118V117H134ZM181 118V117H180ZM188 118V117H187ZM191 118V117H190ZM222 118V117H221ZM13 119V118H12ZM14 119H16V118H14ZM19 119V118H18ZM35 119V118H34ZM44 119V118H43ZM43 119H42V122H43ZM72 119V118H71ZM107 119V118H106ZM109 119V118H108ZM115 119V118H114ZM44 120H46V119H44ZM51 121H52V119H50ZM54 120H55V118H54ZM58 119H56L55 121H57ZM77 120V119H76ZM100 120V119H99ZM113 120V119H112ZM190 120V119H189ZM222 120V119H221ZM226 120V119H225ZM224 119H223V121H225ZM12 121V120H11ZM26 121V120H25ZM65 120H63V122H64ZM78 121V120H77ZM96 121H98V120H96ZM102 121V120H101ZM100 121V122H101ZM134 121V120H133ZM142 121H143V119H142ZM193 121V120H192ZM192 121H190V122H192ZM227 121V120H226ZM13 122V121H12ZM15 122H16V120H15ZM21 122V121H20ZM22 122H24V121H22ZM31 122H32V120H31ZM35 122H37L36 121V119H35V121L34 122H32V123H34L35 124ZM40 122H41V120H40ZM39 122V123H40ZM48 122V121H47ZM46 122V123H47ZM50 122V121H49ZM66 122V121H65ZM108 122V121H107ZM115 122V121H114ZM113 122V123H114ZM126 122V121H125ZM171 122V121H170ZM228 122V121H227ZM227 122H224V123H227ZM261 122V121H260ZM27 123V122H26ZM38 123V122H37ZM52 123V122H51ZM73 123H74V121H73ZM104 123V122H103ZM119 123V122H118ZM222 123V122H221ZM262 123V122H261ZM49 124V123H48ZM55 124V123H54ZM62 125L63 123H57V125ZM100 124V123H99ZM110 124V123H109ZM137 124V123H136ZM164 125H165V123H163ZM223 124V123H222ZM228 124V123H227ZM25 125V124H24ZM29 125V124H28ZM28 125H25V128L27 129V127L26 126H28ZM31 125V124H30ZM43 125H44V122H43ZM46 125V124H45ZM60 125V126H61ZM66 125V124H65ZM104 125V124H103ZM114 125V124H113ZM118 125V124H117ZM193 125V124H192ZM38 126V125H37ZM49 126V125H48ZM82 126V125H81ZM139 126V125H138ZM166 126V125H165ZM172 126H173V124H172ZM246 126V125H245ZM33 127V126H32ZM58 127V126H57ZM56 127V128H57ZM67 127V126H66ZM65 127V128H66ZM74 127H76V126H74ZM78 127V126H77ZM121 127V126H120ZM189 127V126H188ZM191 127V126H190ZM226 127V126H225ZM14 128V127H13ZM61 128V127H60ZM63 128V127H62ZM101 128H103V126L101 127ZM114 128V127H113ZM139 128V127H138ZM145 128H147V127H145ZM248 128V127H247ZM42 129V128H41ZM67 129V128H66ZM122 129V128H121ZM191 129V128H190ZM226 129V128H225ZM245 129H246V127H245ZM253 129V128H252ZM15 130V129H14ZM28 130V129H27ZM32 130V129H31ZM36 130H37V127H36ZM36 130H35V133H36ZM62 130V129H61ZM60 130V131H61ZM81 130V129H80ZM84 130H86L85 128H84ZM115 130H116V128H115ZM146 130V129H145ZM167 130V129H166ZM165 129H164V131H166ZM194 130V129H193ZM261 130V129H260ZM54 131H56V129L54 130ZM59 131V133H61ZM64 131H65V133H66V131L67 130H65L64 129ZM116 131H118V130H116ZM195 131V130H194ZM227 131H229V130H227ZM249 131V130H248ZM253 131V130H252ZM31 132H34L33 130L31 131ZM63 132V131H62ZM87 132V131H86ZM183 132H185V131H183ZM230 132V131H229ZM28 133V132H27ZM42 133V132H41ZM58 133V132H57ZM58 133V134H59ZM147 133H148V135H149V132L147 131ZM180 133H182V132H180ZM187 133V132H186ZM185 133V134H186ZM256 133V132H255ZM31 134H33V133H31ZM48 134H49V132H48ZM81 134V133H80ZM189 134V133H188ZM226 134V133H225ZM230 134V133H229ZM234 134V133H233ZM242 134V133H241ZM38 135H39V133H38ZM44 135H45V138H46V135L47 134H45L44 133ZM69 135V134H68ZM68 135H67V139H68ZM82 135V134H81ZM168 135V134H167ZM171 135V134H170ZM173 135V134H172ZM178 135H180L179 133H178ZM193 135V134H192ZM211 135V134H210ZM236 135V134H235ZM240 135V134H239ZM263 135H264V133H263ZM263 135H262V138H263ZM60 136V134L58 135V137ZM61 136H63L62 134H61ZM86 136V135H85ZM169 136V135H168ZM181 136V135H180ZM179 136V137H180ZM183 136H184V134L182 135V138H183ZM186 136V135H185ZM188 136V137H187ZM186 137L188 138V140H186V138H183L184 139V141L186 140V141H188V142H190L189 140V135H187ZM194 136V135H193ZM233 136V135H232ZM256 136H258V134L256 135ZM28 137V136H27ZM26 136H25V138H23V139H25V141H27V138ZM49 137V136H48ZM48 137H47V140H48ZM53 137V136H52ZM55 137V136H54ZM53 137V138H54ZM66 137V136H65ZM142 137V136H141ZM198 137V136H197ZM231 137V136H230ZM255 137V136H254ZM31 138H33L32 136H31ZM38 138V137H37ZM36 138V139H37ZM56 138H57V136H56ZM55 138V139H56ZM70 138V137H69ZM151 138V137H150ZM166 138H167V136H166ZM173 138V137H172ZM178 138V137H177ZM192 138V137H191ZM194 138V137H193ZM212 139L214 138V137H211ZM240 138V137H239ZM66 139V140H67ZM83 139V138H82ZM89 139V138H88ZM33 140V139H32ZM31 140V141H32ZM50 141H51V139H49ZM81 140V139H80ZM85 140V139H84ZM168 140V139H167ZM182 140V139H181ZM180 140V141H181ZM192 140H195V138L194 139H192ZM200 140V139H199ZM214 140H216V139H214ZM229 140V139H228ZM30 141V140H29ZM37 141V140H36ZM68 141H69V139H68ZM78 141V140H77ZM86 141V140H85ZM171 141V140H170ZM258 141V140H257ZM261 141V140H260ZM64 142H66V141H63V138L62 137H59L56 141H52V143H50V144H52L51 146H52V148L54 149H52L53 151V153H54V151H55V154H56V159L60 162V163H58V164H65V162H66V160H64V162H62V158L60 157V155H61V153L62 152H64L63 151V147H64ZM71 142V141H70ZM145 142V141H144ZM177 143H178V139H177V141H176ZM183 142V141H182ZM194 142V141H193ZM256 142V141H255ZM28 143V142H27ZM32 143H34V141L32 142ZM32 143H29L28 145H26L25 144V146H29V145H31ZM47 143V142H46ZM86 143V142H85ZM90 143V142H89ZM181 143V142H180ZM202 143H203V141H202ZM201 143V144H202ZM216 143V142H215ZM244 143V142H243ZM246 143V142H245ZM248 143V142H247ZM39 144V143H38ZM45 144V143H44ZM50 144H49V147H50ZM93 144V143H92ZM99 144V143H98ZM179 144V143H178ZM188 144V143H187ZM192 144V143H191ZM200 144V145H201ZM86 145H87V143H86ZM94 145V144H93ZM180 145V144H179ZM185 145H186V142H185ZM184 145V146H185ZM215 145V144H214ZM218 145V144H217ZM259 145H260V143H259ZM264 145V144H263ZM44 146V145H43ZM88 146V145H87ZM91 146V145H90ZM142 146V145H141ZM181 146V145H180ZM188 146V145H187ZM203 146V145H202ZM34 147V146H33ZM48 147V148H49ZM66 147V146H65ZM64 147V148H65ZM68 148L70 147V145L69 146H67ZM111 147V146H110ZM201 147V146H200ZM264 147V146H263ZM93 148H94V146H93ZM92 148V149H93ZM190 146L187 148V149H189L190 150ZM197 148V147H196ZM217 148V147H216ZM27 149H29L28 147H27ZM33 149V148H32ZM43 149V148H42ZM182 149V148H181ZM186 149V150H187ZM200 149V148H199ZM223 149V148H222ZM24 150H26V149H24ZM48 151H49V149H47ZM72 150H74V149H72ZM93 150H96L95 148L93 149ZM98 150V149H97ZM192 150V149H191ZM33 151V150H32ZM47 151V152H48ZM199 151V150H198ZM202 151V150H201ZM260 151H262V150H260ZM29 152V151H28ZM27 152V153H28ZM45 152V151H44ZM51 152V151H50ZM49 152V153H50ZM67 152H68V150H67ZM98 152V151H97ZM139 152V151H138ZM23 153H24V151H23ZM94 153V152H93ZM111 154H112V151L110 152ZM206 153V152H205ZM29 154H31V152L29 153ZM28 154V155H29ZM52 156L54 155V154H52V153H50ZM79 154V153H78ZM142 154L143 153H138V155H137V159H136V162H131L130 163V165L132 166V168L134 169V171L136 172L137 171V169H138V167L139 166H141V165H143V167L144 168H142V169H144V171H143V175H144V178L142 179V180H140L139 181V183H135V182H131V186H132V188L134 189V190H136V191H138L139 192V200L137 201V202H133L132 204H131V208L129 209V208H127V207H122V208H120V206H122V205H124V204H122V205H120L119 207H117V205H115V203H114V205H111L112 204V202L110 203V204H108V207H106L107 205H106V203H102V202H100V200H102V199H100V198H103V192H104V180H103V177L102 176H100L101 178H102V180H103V182H101V181H94V182H92L91 183V185H89V190H88V194H89V196L92 198L91 200H89L88 202H90L89 204H85L83 201H82V199L80 198L81 196V194H80V192H79V190H76V191H70V194L73 196V198H72V200L74 199V202L76 201V202H79V203H81L82 204V206H83V208H86V209H88V211L86 212L87 213V215H88V217L90 218L89 219V221L87 220V225H86V227L88 228V230H90L91 232V234L92 233H97L96 234V236L98 237V235H102V243L103 244H105L104 246L106 247V246H109L110 245V248H106L107 250L104 252V255L105 256H103L101 253L102 252H100V254H99V252H97L96 251V249L95 250H93L94 252H95V255H96V258H97V262L95 263V264H141L142 263V258H144V253L146 252V249H145V251H144V253H142L141 251H140V247H139V243H138V241H137V238H136V235H140V233H139V230H141V231H143V233H145V234H149L150 236H151V247L154 249V250H157V256H155L156 257V259L157 260H155V258H153L152 256H149V260H150V263L151 264H162V262H163V257H162V253H163V246H167L168 248H170V249H172L173 247H175L176 248V246L177 245H179L180 244V240H179V236H178V233L182 230V228H183V226H185L184 224L185 223H187V222H185V220H188V218L186 219H182L181 220V217L182 216H184L185 217V215H181L180 217H179V213L177 212V210H178V207H179V205L177 206V204L175 205L174 204V202H176V201H171V199H169L168 200V202H166V203H162V204H166L164 207H166V211H167V213H166V219H167V224H168V230H166L167 231V236H168V242H164V241H162V238H161V234H160V225H159V220H158V216H157V214L155 213V211L151 208V206L148 204V202L146 201L148 198L147 197H149L148 195H149V193H150V191L152 190V189H157L158 187H159V181H160V174H161V171H162V166H161V163L160 162H158V161H150V159H149V161H146V162H143V160H142ZM262 154V153H261ZM73 155V154H72ZM65 156V155H64ZM68 156H69V154H68ZM262 156V155H261ZM111 157H112V155H111ZM28 158V157H27ZM49 158H51V157H49ZM65 158V157H64ZM74 158V157H73ZM152 158V157H151ZM199 158V157H198ZM97 159V158H96ZM105 159V158H104ZM200 159V158H199ZM249 159V158H248ZM262 159V158H261ZM264 159V158H263ZM46 160V159H45ZM52 160V159H51ZM82 160V159H81ZM103 160V159H102ZM118 160V159H117ZM50 161V160H49ZM53 161V160H52ZM55 161V160H54ZM98 161V160H97ZM100 161V160H99ZM201 161V160H200ZM47 163H48V161H46ZM51 162V161H50ZM56 162V161H55ZM70 162V161H69ZM102 162V161H101ZM105 162H106V160H105ZM243 162V161H242ZM254 162V161H253ZM264 162V161H263ZM29 163V162H28ZM68 163V162H67ZM88 163V162H87ZM99 163V162H98ZM103 163V162H102ZM102 163H101V166H102ZM113 163H114V161H113ZM201 163V162H200ZM247 163V162H246ZM251 163V162H250ZM83 164V163H82ZM104 164V163H103ZM115 164V163H114ZM253 164V163H252ZM53 165V164H52ZM55 165V164H54ZM67 164H65L64 166H66ZM113 165V164H112ZM262 165V164H261ZM56 167H57V163H56V165H55ZM60 166V165H59ZM58 166V167H59ZM72 166V165H71ZM104 166V165H103ZM105 166H106V164H105ZM115 165H113V167H114ZM118 166V165H117ZM171 166V165H170ZM173 166V165H172ZM253 166H255L254 164L252 165V167ZM53 167V166H52ZM77 167V166H76ZM142 167V166H141ZM176 167V166H175ZM259 167V166H258ZM263 167H264V165H263ZM65 168V167H64ZM69 169H71L70 167H68ZM97 168V167H96ZM103 168V167H102ZM101 168V169H102ZM106 168V167H105ZM110 168V167H109ZM174 168V167H173ZM248 168V167H247ZM254 168V167H253ZM43 169V168H42ZM68 169V170H69ZM116 169V168H115ZM260 169V168H259ZM50 170H52V169H50ZM54 170V169H53ZM92 170V169H91ZM107 170V169H106ZM110 170H111V168H110ZM109 170V171H110ZM170 170V172L171 171H173V169L171 170V169H169ZM243 170V169H242ZM248 170H250L251 171V169L249 168ZM258 170V169H257ZM44 171V170H43ZM262 171H264V170H262ZM48 172H50V171H48ZM65 172H67V170L65 171ZM95 172V171H94ZM105 172V171H104ZM108 172V171H107ZM246 172V171H245ZM252 172V171H251ZM254 172H256V171H254L253 170V172H252V174L254 173ZM51 173V172H50ZM60 174H62L61 172H59ZM68 173H69V171H68ZM67 173V174H68ZM98 173V172H97ZM256 173H258V172H256ZM54 173H52V175H53ZM60 174H59V176H60ZM109 174H111V173H109ZM247 174V173H246ZM252 174L249 172L245 177H243L241 180H240V184H239V187H237L238 189H237V192H238V195L239 196H241V197H251V193H253V192H255V190L256 189H264V182H263V180L261 181L260 180V182H259V185H257L258 183H256V187H254V183H253V181H255L254 179H253V177H255V176H253L252 177ZM264 174V173H263ZM50 175V174H49ZM69 175L71 176V174L69 173ZM69 175H68V177H69ZM72 175H73V173H72ZM107 175H108V173H107ZM112 175V174H111ZM183 175V174H182ZM182 175H180V176H182ZM255 175V174H254ZM55 176V175H54ZM258 175H256V177H257ZM43 176H41V178H42ZM51 177V176H50ZM53 177V176H52ZM72 177V176H71ZM70 177V178H71ZM110 177V176H109ZM109 177H108V179H109ZM182 177H184V176H182ZM181 177V178H182ZM241 177V176H240ZM59 178V177H58ZM69 178V179H70ZM73 178V177H72ZM98 178V177H97ZM61 180H62V178H60ZM107 179V178H106ZM114 179V178H113ZM117 179V178H116ZM187 179V178H186ZM238 179V178H237ZM259 179H261V178H259ZM49 180V179H48ZM71 180H73V179H71ZM139 180V179H138ZM183 180H185V179H183ZM43 181V180H42ZM111 180L109 179V182H110ZM115 181V180H114ZM40 182V181H39ZM49 182V181H48ZM64 182V181H63ZM106 182V181H105ZM114 183V182H113ZM239 183V182H238ZM42 186L45 184V182H44V184H42V182L40 183ZM50 184L51 183H49V186H50ZM67 184H69V182L67 183ZM67 184H65L66 186H67ZM39 185V184H38ZM52 185H53V187H54V189H57L58 191H60V192H62L63 190L65 191V189L67 188L64 184H62V182L60 181V180H58V181H54V182H52ZM51 185V186H52ZM85 185V184H84ZM110 185V184H109ZM115 185V184H114ZM47 186V185H46ZM50 186V187H51ZM71 186V185H70ZM106 186H108L107 185V183H106ZM232 186V185H231ZM237 186V185H236ZM41 187V186H40ZM74 187V186H73ZM76 188H77V186H75ZM109 187V186H108ZM112 187V186H111ZM121 187V186H120ZM119 187V188H120ZM43 188V187H42ZM46 188V187H45ZM81 188V187H80ZM107 188V187H106ZM164 188V187H163ZM41 189V188H40ZM207 189V188H206ZM82 190H84V189H82ZM158 190V189H157ZM203 190V189H202ZM208 190V189H207ZM206 190V191H207ZM42 191H44V188L42 189ZM68 191V190H67ZM85 191V190H84ZM105 191H106V189H105ZM164 191H165V189H164ZM170 191V190H169ZM168 191V192H169ZM205 191V192H206ZM45 192V191H44ZM50 192V191H49ZM153 192V191H152ZM156 192V191H155ZM161 192V191H160ZM167 192V191H166ZM165 192V193H166ZM219 192V191H218ZM261 192H262V190H261ZM47 193V192H46ZM46 193L44 194V195H46ZM53 193V192H52ZM84 193V192H83ZM82 193V194H83ZM171 193H173V192H171ZM211 193V192H210ZM258 194H259V192H257ZM86 194V193H85ZM135 194V193H134ZM160 194V193H159ZM167 194V193H166ZM165 194V195H166ZM202 194V193H201ZM57 195V194H56ZM151 195V194H150ZM164 195V196H165ZM170 195V194H169ZM255 195H257V194H255ZM33 196V195H32ZM47 196V195H46ZM69 196V195H68ZM106 196V195H105ZM128 196V195H127ZM136 196V195H135ZM161 196V195H160ZM160 196H159V198H160ZM213 196H214V194H213ZM42 197H43V195H42ZM45 197V196H44ZM49 197V196H48ZM165 197H167V195L165 196ZM35 198V197H34ZM50 198V197H49ZM48 198V199H49ZM88 198V197H87ZM158 198V197H157ZM158 198V199H159ZM208 198V197H207ZM33 199V198H32ZM42 199V198H41ZM104 199V198H103ZM130 200H131V198H129ZM129 199H128V201H129ZM153 199V198H152ZM165 199H167V198H165ZM215 199V198H214ZM86 200V199H85ZM107 200V199H106ZM105 200V201H106ZM149 200H150V198H149ZM156 200V199H155ZM173 200H174V198H173ZM176 200V199H175ZM203 200V199H202ZM252 200V199H251ZM250 200V201H251ZM110 201V200H109ZM109 201H107V202H109ZM153 201V200H152ZM151 201V202H152ZM227 201H229V200H227ZM226 201V202H227ZM249 201V200H248ZM33 202V201H32ZM48 202V201H47ZM125 202V201H124ZM159 202V201H158ZM173 202V203H172ZM178 202V201H177ZM213 202V201H212ZM35 203V202H34ZM126 203V202H125ZM160 203V202H159ZM229 203H231V201H229ZM247 203V202H246ZM39 204L40 203H38V206H39ZM80 204V205H81ZM215 204H216V202H215ZM228 204V203H227ZM252 204V203H251ZM155 205V204H154ZM157 205V204H156ZM229 205V204H228ZM234 205V204H233ZM163 206V205H162ZM183 206V205H182ZM49 207V206H48ZM181 207V206H180ZM179 207V208H180ZM188 207V206H187ZM215 207V206H214ZM229 207V206H228ZM40 208V207H39ZM202 208V207H201ZM205 208H206V206H205ZM230 208H232V207H230ZM42 209V208H41ZM43 209H45L44 207H43ZM182 210V209H181ZM227 210V209H226ZM258 210V208L256 209V211H253L252 210V212H250V213H248V214H246V213H243V210H241V208L239 207V206H237V204H236V202H235V205L233 206V211H232V215L234 216V220H236V222H235V224L234 225H232L231 226V230H232V235H234V237L235 238H233V239H229L228 241H229V246L227 247L226 246V249L227 250H229L228 252H227V250H226V254H225V258H226V260H227V263L226 264H230V263H234L235 262V264H236V262H237V260L238 261H240V260H242V257H243V259H245L243 262H240V264H264V237H261V235H262V227H261V224H262V221L264 222V220H262V217H261V215L258 213L259 211H257ZM179 211V210H178ZM159 212H161V211H159ZM216 212L218 213V215H219V217H220V222L222 221L223 223H226L225 222V220H227V218L229 217L228 215L230 214V213H228V212H226L225 211V209H224V207L222 206V203H219L218 205H217V207H216ZM84 213H85V211H84ZM181 213V212H180ZM210 213H211V211L208 209L207 210V215H210ZM212 213H213V211H212ZM161 214V213H160ZM188 214V213H187ZM86 215V214H85ZM189 215V214H188ZM187 215V217H189ZM82 217V216H81ZM85 217H87V216H85ZM162 217V216H161ZM213 217H215V214L213 215ZM183 218V217H182ZM208 218H209V216H208ZM218 218V217H217ZM230 218V217H229ZM264 218V217H263ZM80 219V218H79ZM85 219V218H84ZM159 219H161V218H159ZM165 219V220H166ZM210 219H211V217H210ZM164 220V221H165ZM191 220H192V218H191ZM190 220V221H191ZM207 220V219H206ZM218 220V221H219ZM81 221H84V220H81ZM208 221V220H207ZM215 221V220H214ZM229 221V220H228ZM232 221V220H231ZM85 222V221H84ZM83 222V223H84ZM192 222V221H191ZM230 222V221H229ZM86 223V222H85ZM205 223H206V221H205ZM207 223H209V222H207ZM206 223V224H207ZM222 223V224H223ZM188 224V226H189V222L187 223ZM220 224V223H219ZM222 224H221V228H223L222 227ZM213 225V224H212ZM218 225V224H217ZM225 225V224H224ZM216 226V225H215ZM77 227V226H76ZM167 227V226H166ZM190 227V226H189ZM220 227V226H219ZM228 227V226H227ZM80 228V227H79ZM78 228V230H80ZM76 229V228H75ZM186 229V228H185ZM189 229H191V228H189ZM228 229V228H227ZM84 230V229H83ZM187 230V229H186ZM77 231V230H76ZM165 231V232H166ZM190 231V230H189ZM226 231V230H225ZM77 232H81V231H77ZM229 232V231H228ZM183 233H184V231H183ZM191 233V232H190ZM163 234V233H162ZM181 233H179V235H180ZM187 234V233H186ZM226 234V233H225ZM86 235H87V232H86ZM138 235V236H139ZM188 235V234H187ZM230 234H228V236H229ZM77 236V235H76ZM89 236V235H88ZM87 236V239L89 238ZM110 236V240H107V238ZM213 236V235H212ZM242 236H246V240L244 241V244H243V246L242 247H239V245H238V238H240V237H242ZM263 236V235H262ZM185 237V236H184ZM76 238H78V237H76ZM185 238H187V237H185ZM204 238V237H203ZM93 239H94V237H93ZM98 239H99V237H98ZM115 240V246H113V244H114V242H113V240ZM149 239V238H148ZM188 239H189V237H188ZM82 240V239H81ZM84 240V239H83ZM107 240V241H106ZM185 240V239H184ZM183 240V241H184ZM213 240V239H212ZM216 240V239H215ZM240 240H241V238H240ZM239 240V241H240ZM79 241V240H78ZM146 241V240H145ZM190 241V240H189ZM220 241V240H219ZM222 241V240H221ZM81 242H83V241H81ZM188 242V241H187ZM186 242V243H187ZM226 242H227V240H226ZM226 242H225V245H227L226 244ZM78 243V242H77ZM80 243V242H79ZM92 243H93V241H92ZM91 243V244H92ZM141 243V242H140ZM147 243V242H146ZM183 243V242H182ZM217 243V242H216ZM150 244V243H149ZM204 244V243H203ZM202 244V245H203ZM80 245H81V243H80ZM79 245V246H80ZM95 245H97V244H94V247H95ZM113 247H112V246ZM183 245V244H182ZM221 245H222V242H221ZM224 245V244H223ZM76 246V245H75ZM88 247H90V243H88V245H87ZM93 246V245H92ZM147 246V245H146ZM220 246V245H219ZM78 247V246H77ZM209 247V246H208ZM79 248V247H78ZM118 248V249H117ZM148 248V247H147ZM210 248V247H209ZM217 248V247H216ZM223 248H225V246L223 247ZM222 248V249H223ZM81 249V248H80ZM90 249V248H89ZM177 249H178V247H177ZM179 249H180V247H179ZM222 249L220 248V250L222 251ZM117 250V252H115ZM165 250V249H164ZM184 250H185V248H184ZM252 250H253V252H252ZM90 251V250H89ZM100 251V250H99ZM102 251V250H101ZM115 252V253H114ZM174 252V251H173ZM177 252V251H176ZM186 252V251H185ZM188 252V251H187ZM217 252V251H216ZM215 252V253H216ZM224 252V251H223ZM116 253H118L117 255H116ZM189 253V252H188ZM188 253H187V255H188ZM191 253H193V252H191ZM212 253V252H211ZM117 256V262H114V259H113V256H115V255ZM146 254V253H145ZM150 254H152V253H150ZM155 254V253H154ZM201 254V253H200ZM94 254H92V256H93ZM101 255V256H100ZM91 256V257H92ZM154 256V255H153ZM194 256H195V254H194ZM166 257V256H165ZM181 257V256H180ZM190 257V256H189ZM196 257V256H195ZM218 257H219V255H218ZM145 258H146V256H145ZM199 258V257H198ZM201 258V257H200ZM171 259V258H170ZM184 259V258H183ZM189 259V258H188ZM224 259V258H223ZM147 260V259H146ZM198 260V259H197ZM171 261V260H170ZM188 261V260H187ZM193 261V260H192ZM210 261V260H209ZM217 261H219V260H217ZM224 261V260H223ZM166 262H168L167 260H166ZM195 263H196V261H194ZM165 263V262H164ZM169 263V262H168ZM194 263V264H195ZM212 263V262H211ZM148 264H149V262H148ZM193 264V263H192ZM200 264V263H199ZM215 264V263H214ZM217 264V263H216ZM238 264V263H237Z\"/></svg>", "mask_w": 264, "mask_h": 264}]
</instances>
